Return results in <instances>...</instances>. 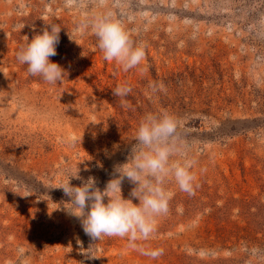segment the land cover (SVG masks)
Wrapping results in <instances>:
<instances>
[{
	"label": "rangeland",
	"instance_id": "374dc122",
	"mask_svg": "<svg viewBox=\"0 0 264 264\" xmlns=\"http://www.w3.org/2000/svg\"><path fill=\"white\" fill-rule=\"evenodd\" d=\"M108 7L147 46L146 60L127 72L103 59L91 30H77L103 9L0 0V264H264V0ZM53 23L62 29L50 60L68 72L54 86L15 55ZM153 81L166 90L151 94ZM125 83L127 97L112 95ZM162 111L180 120L196 186L184 192L169 177V211L136 249L127 237L93 241L58 187L79 168L103 190L140 120ZM133 187L125 178V199Z\"/></svg>",
	"mask_w": 264,
	"mask_h": 264
},
{
	"label": "clouds",
	"instance_id": "9594fccd",
	"mask_svg": "<svg viewBox=\"0 0 264 264\" xmlns=\"http://www.w3.org/2000/svg\"><path fill=\"white\" fill-rule=\"evenodd\" d=\"M94 4L103 11L86 19L77 30L95 35L97 47L106 62L114 61L127 72L139 67L146 60V43L134 37L135 29H129L108 7L109 0H64L69 10H83ZM62 27L47 24L41 33L16 52V60L26 65L29 76L38 77L49 85L64 82L68 72L50 57L57 55V45ZM151 94L165 91L163 82H150ZM132 92L128 84L118 85L112 95L127 97ZM134 143L127 161L114 167L113 177L103 190L97 186L94 177L87 179L79 175L80 169L69 172L61 188L68 198L63 201L64 210L77 218L83 231L93 241L104 237L128 239V246L136 249L138 240L148 239L156 228L157 218L169 211L173 193L166 187L169 177L173 178L179 189L191 193L196 186L192 171L194 161L186 158L189 148L181 134L180 120L167 111L146 113L140 120ZM174 157H184L182 162ZM81 180L79 186L71 184V179ZM127 180L134 185L130 198L122 196V182ZM133 199L138 203H133ZM65 204L70 207H65ZM162 250L152 253L161 255Z\"/></svg>",
	"mask_w": 264,
	"mask_h": 264
}]
</instances>
